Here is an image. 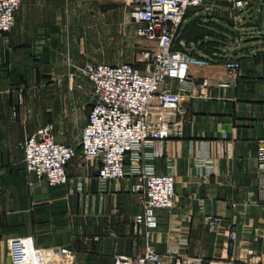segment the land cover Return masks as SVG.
<instances>
[{
	"label": "crops",
	"instance_id": "crops-1",
	"mask_svg": "<svg viewBox=\"0 0 264 264\" xmlns=\"http://www.w3.org/2000/svg\"><path fill=\"white\" fill-rule=\"evenodd\" d=\"M248 1L245 8L227 4L225 47L215 44L211 34L217 30L196 41L185 37L192 24L211 19L207 10L188 13L181 28L178 50L189 55L198 96H190V85L174 87L184 93L181 122L157 148H146L149 158L143 160L176 178L175 207L158 211L160 225L152 237L166 264L185 256L206 264L223 258L228 238L224 229L209 231V216H222L225 226L236 224L235 264H264V172L258 158L264 146V0ZM129 3L23 0L13 30L0 34V264H14L10 242L16 238L43 250H72L74 264H115L117 255L145 250L146 241L135 237L141 211L131 191L135 177L104 181L92 168L71 163L69 183L50 187L27 171L23 149L38 129L53 125L56 133L74 115L73 101L65 111L59 103L46 106L33 85L72 84L82 78L72 76L77 66L110 64L89 45L90 36L120 24ZM230 61L240 64L235 81ZM222 82L232 85L223 88ZM87 122L88 117L80 141ZM56 136L63 144L80 145L70 133Z\"/></svg>",
	"mask_w": 264,
	"mask_h": 264
},
{
	"label": "built area",
	"instance_id": "built-area-1",
	"mask_svg": "<svg viewBox=\"0 0 264 264\" xmlns=\"http://www.w3.org/2000/svg\"><path fill=\"white\" fill-rule=\"evenodd\" d=\"M219 0H130V15L141 26L138 35L153 45L143 54L140 64L116 65L88 62L77 66L75 74L88 78L94 88V104L88 116L79 146L58 141L53 125L38 129L24 144L27 171L44 179L50 187L69 183L68 169L77 160L78 167L92 168L104 181L136 178L131 191L139 198L141 211L134 220L135 237L145 240L143 252L117 255L115 264H166L152 243L159 228V210H172L176 204V178L157 173L144 164L149 158L146 148H157L180 124L184 110V93L175 90L190 85V96L197 97L191 79L188 53L176 49L181 28L191 9L204 8L210 13ZM23 0H0V34L10 33ZM237 8H245L248 0H228ZM237 80L240 64L227 63ZM232 82H222L227 88ZM155 155H159L157 152ZM259 165L264 172V146L259 151ZM33 186V183L31 184ZM233 208L237 204H232ZM210 232L224 229L227 235L225 255L209 264H235L239 240L236 224L224 225L222 216H209ZM14 264H74L76 254L66 248L43 250L28 238L10 242ZM172 258H175L171 254ZM69 258V260H68ZM68 260V262H67ZM175 264H206L201 257H181Z\"/></svg>",
	"mask_w": 264,
	"mask_h": 264
},
{
	"label": "rangeland",
	"instance_id": "rangeland-1",
	"mask_svg": "<svg viewBox=\"0 0 264 264\" xmlns=\"http://www.w3.org/2000/svg\"><path fill=\"white\" fill-rule=\"evenodd\" d=\"M228 3V0H219L215 6H218V10L220 11H217L215 6L212 7L210 11L211 19H208V22L203 26L192 24L185 34L188 42L196 41L199 37L216 32L213 30H217V35L211 34L215 38V44L216 46L220 45L219 48L225 47L228 41L223 34L226 26H228L231 21L228 17ZM127 7L125 6L122 10L120 24L106 30L102 34L90 36L89 45L95 46L96 51L98 50V54L104 58L102 62L110 64L140 63L146 50L153 47L148 40L138 35L141 26L132 21L130 17V6ZM204 10V8L191 9L189 13L193 14V12H201ZM179 46L178 39L176 42V49H178ZM78 75L79 74H75V78H77ZM81 77L82 78H80L78 82L72 84L59 82L33 85V90H36L38 99L42 101L43 104H46V106L47 104L51 105L53 102L59 103L58 110L61 109L65 111L67 108L66 104H68L69 107V103L71 101L74 102V115L70 120V126L64 125L60 127L56 130V133L62 136L70 133L74 137L76 143L80 141V136L84 127L83 124L91 111L95 99L92 82L84 76ZM40 93L41 96L39 95ZM47 93H50L49 100H47ZM53 97H57V99H52ZM65 114L66 113H64L63 116L64 119L66 118ZM67 127L69 129L68 132L66 131ZM77 160L78 159L74 160L72 164L77 163Z\"/></svg>",
	"mask_w": 264,
	"mask_h": 264
},
{
	"label": "trees",
	"instance_id": "trees-1",
	"mask_svg": "<svg viewBox=\"0 0 264 264\" xmlns=\"http://www.w3.org/2000/svg\"><path fill=\"white\" fill-rule=\"evenodd\" d=\"M180 35H181V31H180ZM180 35H179V38H180Z\"/></svg>",
	"mask_w": 264,
	"mask_h": 264
}]
</instances>
